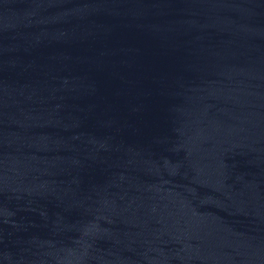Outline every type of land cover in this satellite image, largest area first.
Masks as SVG:
<instances>
[{"label": "water", "instance_id": "95a60500", "mask_svg": "<svg viewBox=\"0 0 264 264\" xmlns=\"http://www.w3.org/2000/svg\"><path fill=\"white\" fill-rule=\"evenodd\" d=\"M0 264H264V0H0Z\"/></svg>", "mask_w": 264, "mask_h": 264}]
</instances>
